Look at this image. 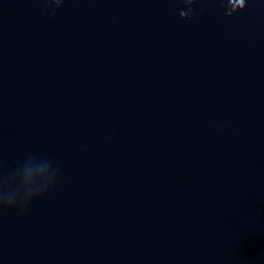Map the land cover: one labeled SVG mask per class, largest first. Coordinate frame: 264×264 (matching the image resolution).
Returning <instances> with one entry per match:
<instances>
[{
	"label": "water",
	"instance_id": "water-1",
	"mask_svg": "<svg viewBox=\"0 0 264 264\" xmlns=\"http://www.w3.org/2000/svg\"><path fill=\"white\" fill-rule=\"evenodd\" d=\"M9 197L0 264H264V0H0Z\"/></svg>",
	"mask_w": 264,
	"mask_h": 264
},
{
	"label": "clouds",
	"instance_id": "clouds-1",
	"mask_svg": "<svg viewBox=\"0 0 264 264\" xmlns=\"http://www.w3.org/2000/svg\"><path fill=\"white\" fill-rule=\"evenodd\" d=\"M65 0H49V7L52 9V15H55L56 8L63 6ZM242 9V8H237ZM236 9V10H237ZM0 207H8V208H19L21 210L25 209L26 204H17L11 197L7 200L0 201Z\"/></svg>",
	"mask_w": 264,
	"mask_h": 264
},
{
	"label": "snow or ice",
	"instance_id": "snow-or-ice-1",
	"mask_svg": "<svg viewBox=\"0 0 264 264\" xmlns=\"http://www.w3.org/2000/svg\"><path fill=\"white\" fill-rule=\"evenodd\" d=\"M238 5H244L245 4V0H236Z\"/></svg>",
	"mask_w": 264,
	"mask_h": 264
}]
</instances>
